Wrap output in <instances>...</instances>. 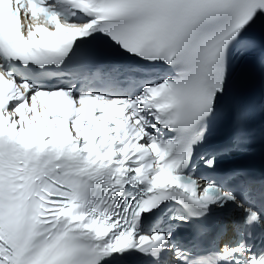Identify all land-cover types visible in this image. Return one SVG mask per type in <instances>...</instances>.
<instances>
[{"label": "snow or ice", "instance_id": "snow-or-ice-1", "mask_svg": "<svg viewBox=\"0 0 264 264\" xmlns=\"http://www.w3.org/2000/svg\"><path fill=\"white\" fill-rule=\"evenodd\" d=\"M261 23L264 0H0V264H264V181L196 164Z\"/></svg>", "mask_w": 264, "mask_h": 264}]
</instances>
